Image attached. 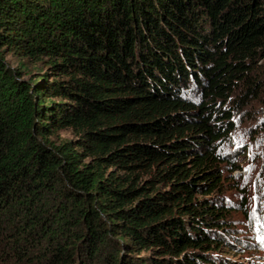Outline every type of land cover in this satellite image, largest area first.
<instances>
[{"label":"trees","instance_id":"trees-1","mask_svg":"<svg viewBox=\"0 0 264 264\" xmlns=\"http://www.w3.org/2000/svg\"><path fill=\"white\" fill-rule=\"evenodd\" d=\"M262 61L264 0H0V264H215Z\"/></svg>","mask_w":264,"mask_h":264},{"label":"rangeland","instance_id":"rangeland-1","mask_svg":"<svg viewBox=\"0 0 264 264\" xmlns=\"http://www.w3.org/2000/svg\"><path fill=\"white\" fill-rule=\"evenodd\" d=\"M6 62L11 70H22V81L46 73L40 65L25 62L22 67L20 61L10 54L6 56ZM192 98L195 102L200 101L198 97ZM252 111L263 110L254 103L241 118L233 117L236 128L227 140L218 141L221 143L220 152L229 163L222 164L223 180L210 197L227 209L224 235L228 246L209 254L215 264H264V129L258 128L264 116L246 118ZM59 134L62 139L73 138L69 131ZM233 165L238 169L231 172Z\"/></svg>","mask_w":264,"mask_h":264}]
</instances>
